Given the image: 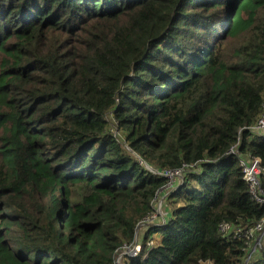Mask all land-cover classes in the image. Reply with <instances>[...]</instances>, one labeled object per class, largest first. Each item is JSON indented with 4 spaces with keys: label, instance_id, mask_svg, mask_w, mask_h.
Masks as SVG:
<instances>
[{
    "label": "trees",
    "instance_id": "trees-1",
    "mask_svg": "<svg viewBox=\"0 0 264 264\" xmlns=\"http://www.w3.org/2000/svg\"><path fill=\"white\" fill-rule=\"evenodd\" d=\"M263 112L264 0H0V264H115L169 181L139 160L181 206L127 264H245Z\"/></svg>",
    "mask_w": 264,
    "mask_h": 264
},
{
    "label": "built area",
    "instance_id": "built-area-1",
    "mask_svg": "<svg viewBox=\"0 0 264 264\" xmlns=\"http://www.w3.org/2000/svg\"><path fill=\"white\" fill-rule=\"evenodd\" d=\"M249 132L251 135L264 140V112L260 115L255 123L245 128L241 132ZM228 155L236 156L240 159V167L244 174V179L249 187L250 195L252 199L259 205H264V166L262 160L258 157L245 156L241 154L240 150V141H238L229 151ZM140 164L145 166L153 175H156L159 178H166L169 181L156 195L154 202H158L163 198H168L181 183H183V172L182 171H172V170H163L159 171L150 166H148L143 160H139ZM179 179V182H178ZM152 203V207H153ZM147 218H145L141 223L138 224L136 240L130 245H126L120 250L117 254L115 264H127L128 257H133L138 255L141 252L142 239L140 240V234L142 231L150 225L154 224H165V220L162 222L156 221L158 214L154 216L157 210H154ZM220 233L224 237L233 238H243L247 246L249 247L248 258L245 264H248L251 260L253 254L256 253L257 248L262 245V238L264 237V219L259 221L254 227L248 229L234 227L231 224L223 223L220 226ZM120 259L118 260V258ZM118 260V261H117ZM202 264H213L212 262H206Z\"/></svg>",
    "mask_w": 264,
    "mask_h": 264
},
{
    "label": "rangeland",
    "instance_id": "rangeland-1",
    "mask_svg": "<svg viewBox=\"0 0 264 264\" xmlns=\"http://www.w3.org/2000/svg\"><path fill=\"white\" fill-rule=\"evenodd\" d=\"M111 120V126H110V131L111 133L113 134V136H115L117 138V140L121 143L122 145V148L124 150H126L130 155H132L133 158L139 160V157L134 154L130 148H129V144L127 143L126 141V137H125V133L123 131H121L119 128H118V124L116 122H114V120H112V118L110 117L109 118ZM183 179H184V176H182ZM178 182H179V179H178ZM179 202H170L168 198H163L162 200L160 201H156L153 203V207H154V210L156 209L157 212L154 214V216H156L158 214V219L156 221H160L162 222L163 220L167 221L168 219H170L172 217V214L175 210V207H178V206H181V204H178ZM143 238L142 234H140V240ZM161 238L159 236H153L152 239L149 241L148 243V246L150 248H153L154 246H156L159 242H160ZM264 240V237L262 238V241ZM139 246L141 247L142 249V245L139 244ZM256 255L253 254L251 260L249 261L248 264H251L254 259H255ZM120 259V257L118 258V260ZM117 260V261H118Z\"/></svg>",
    "mask_w": 264,
    "mask_h": 264
},
{
    "label": "crops",
    "instance_id": "crops-1",
    "mask_svg": "<svg viewBox=\"0 0 264 264\" xmlns=\"http://www.w3.org/2000/svg\"><path fill=\"white\" fill-rule=\"evenodd\" d=\"M155 236H158V235H155Z\"/></svg>",
    "mask_w": 264,
    "mask_h": 264
}]
</instances>
